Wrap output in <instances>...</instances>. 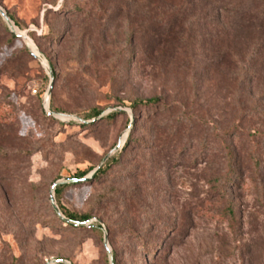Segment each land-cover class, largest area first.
<instances>
[{
    "label": "rangeland",
    "instance_id": "obj_1",
    "mask_svg": "<svg viewBox=\"0 0 264 264\" xmlns=\"http://www.w3.org/2000/svg\"><path fill=\"white\" fill-rule=\"evenodd\" d=\"M0 5V264H264V0Z\"/></svg>",
    "mask_w": 264,
    "mask_h": 264
},
{
    "label": "trees",
    "instance_id": "obj_2",
    "mask_svg": "<svg viewBox=\"0 0 264 264\" xmlns=\"http://www.w3.org/2000/svg\"><path fill=\"white\" fill-rule=\"evenodd\" d=\"M237 9V8H236ZM227 12L231 13L233 16H236L235 19H238V16L239 14H233V12L227 10ZM154 36V35H153ZM12 37L13 38H17L18 36L12 32ZM134 42V41H133ZM151 44H153L154 46H152ZM151 44L149 43V46L151 47H155V45H159L160 44V40L159 38L157 37H154L152 40H151ZM154 49V48H153ZM138 102H135V104H137ZM141 104H147V105H151V106H154L156 107L157 109L161 110L164 105L161 103L160 99L157 98V97H154V98H150L149 100H146V101H141L140 102ZM102 110H97L95 109L94 112L92 114H90L88 117L89 118H92V117H95L99 114H101ZM258 134H261V136H264V132H258ZM129 141H130V138L128 139L127 143L125 144V146L123 148H126L128 145H129ZM234 157H233V153L231 152V160L233 161ZM230 162L231 164H233V162ZM255 167H256V170L255 172H258V174L260 172H262V168H261V165H260V162L258 161L257 158H255ZM261 168V169H260ZM259 169V170H258ZM106 170V168L102 169V168H99L97 170V172L94 174L93 178H97L99 177L101 174H103V172ZM87 171H83V172H80L78 173L77 175H75L76 178H82L83 176L87 175ZM233 174H235V168L232 167L228 170L227 174H226V179L227 180H230L231 177H233ZM67 185H60L58 187H56L55 189V195L59 198L61 193H62V190L66 187ZM60 208L62 209L63 213L68 217V219H70L71 221L73 222H86V221H89L91 219V215L89 214H77V213H74V212H69L67 210H65L61 205H60ZM229 213L232 217H234V213H233V210L230 209ZM64 223H66V221H63ZM68 225H72L70 223H67ZM74 226V225H72Z\"/></svg>",
    "mask_w": 264,
    "mask_h": 264
},
{
    "label": "water",
    "instance_id": "obj_3",
    "mask_svg": "<svg viewBox=\"0 0 264 264\" xmlns=\"http://www.w3.org/2000/svg\"><path fill=\"white\" fill-rule=\"evenodd\" d=\"M0 14L4 17V19H5V21L7 22V24H8V26L10 27V29L12 30V31H14V32H16L17 33V35L18 36H21L22 38H24V40L27 42V44H29V43H31V40L27 37V35L24 33V34H22V33H19L17 30H16V26H15V23L12 21V19L8 16V14H7V12L4 10V8L0 5ZM33 54L41 61V62H43V58H42V56L40 55V53L39 54H35L34 52H33ZM52 85H53V81H51V84H50V87H49V91H48V94H47V97H49L50 96V93H51V89H52ZM48 112H49V110H47ZM50 114H53L52 112H49ZM96 120V119H95ZM121 146V144H119L118 145V147L117 148H119ZM108 158V156L105 158V160ZM100 168V166L99 167H97L93 172H92V174L90 175V176H88V177H85V178H74V179H71V181H73V182H82V181H85V180H88V179H90L96 172H97V170ZM59 183H61V181L60 182H56L55 184H54V186H53V193H52V195H51V201H52V203H53V206H54V209L56 210V212L57 213H59L61 216H63V218L64 219H66L67 221H69V222H73V221H71L70 219H68V218H66V217H64V215H63V213H62V211L60 210V207L58 206V204L56 203V199H55V189H56V187H57V185L59 184ZM87 222H89V221H86V222H74V223H77L78 225H83V224H85V223H87ZM58 261H61V260H57L56 262H58Z\"/></svg>",
    "mask_w": 264,
    "mask_h": 264
},
{
    "label": "bare ground",
    "instance_id": "obj_4",
    "mask_svg": "<svg viewBox=\"0 0 264 264\" xmlns=\"http://www.w3.org/2000/svg\"><path fill=\"white\" fill-rule=\"evenodd\" d=\"M17 29H18V28H17ZM22 34H24V33H22ZM30 47H31L32 51H33L35 54H39L38 49L36 48V46H35L32 42L30 43ZM43 62H44V60H43ZM125 138H126V136H125Z\"/></svg>",
    "mask_w": 264,
    "mask_h": 264
}]
</instances>
